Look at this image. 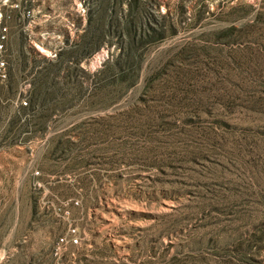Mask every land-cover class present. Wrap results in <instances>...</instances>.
<instances>
[{
	"label": "rangeland",
	"instance_id": "obj_1",
	"mask_svg": "<svg viewBox=\"0 0 264 264\" xmlns=\"http://www.w3.org/2000/svg\"><path fill=\"white\" fill-rule=\"evenodd\" d=\"M2 26L0 264H264V0H0Z\"/></svg>",
	"mask_w": 264,
	"mask_h": 264
},
{
	"label": "built area",
	"instance_id": "obj_2",
	"mask_svg": "<svg viewBox=\"0 0 264 264\" xmlns=\"http://www.w3.org/2000/svg\"><path fill=\"white\" fill-rule=\"evenodd\" d=\"M7 27L2 26L0 30V85H4L8 80V64L6 59V48H5V42L7 40ZM21 105H27L26 100H23L20 102ZM71 242L77 243V238L72 237L70 238ZM60 241H64V238H60Z\"/></svg>",
	"mask_w": 264,
	"mask_h": 264
}]
</instances>
